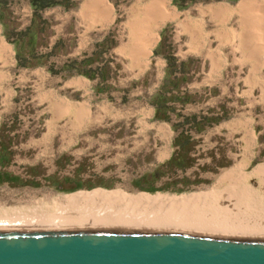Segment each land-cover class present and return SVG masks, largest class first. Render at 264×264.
<instances>
[{
	"label": "crops",
	"instance_id": "obj_1",
	"mask_svg": "<svg viewBox=\"0 0 264 264\" xmlns=\"http://www.w3.org/2000/svg\"><path fill=\"white\" fill-rule=\"evenodd\" d=\"M263 3L126 0L121 14L113 0H68L40 9L25 0L13 8L15 30L28 26L38 12L37 30L20 31L13 41L0 22V128L7 111H14L11 121L17 119L18 101L25 97L36 107L44 104L42 140L48 144L59 134L62 153L70 159L108 154L105 150L118 147V140H106L117 138L112 130L133 122L132 135L141 138L131 140V151L153 148L152 162L162 163L173 148V119L162 113L171 105L161 101L157 112L150 87L157 86L161 97L168 85H182L186 92L181 93L221 87L216 97L222 100H255L257 86L264 87ZM166 27L173 32L171 51L162 46ZM118 101L125 108L119 109ZM134 104L141 106L134 110ZM26 141L36 145L38 137L30 133ZM108 155L105 162L115 164L117 154Z\"/></svg>",
	"mask_w": 264,
	"mask_h": 264
},
{
	"label": "rangeland",
	"instance_id": "obj_2",
	"mask_svg": "<svg viewBox=\"0 0 264 264\" xmlns=\"http://www.w3.org/2000/svg\"><path fill=\"white\" fill-rule=\"evenodd\" d=\"M24 1L0 0V22L4 25L7 38L13 41L20 38V31L37 30L38 12L34 13L28 26L15 30L19 22L15 19L13 8ZM113 1L118 3V12L122 14L126 0ZM174 1L189 3L194 0ZM162 46L170 51L174 48L171 27H166L162 34ZM150 88V104L156 106L157 112L163 101L171 105L162 113L173 119V148L162 163L152 162L153 148L131 151V140L141 138L133 137L137 129L133 122L130 127L120 128L116 133L110 129L116 139L113 135L106 138L118 140L116 151L115 148L105 150L108 154H117L115 164L105 162V155H109L104 151L95 154L96 160L91 159L92 154L70 159L72 157L62 153L59 134L48 144L42 140L45 139L41 132L45 130L47 114L43 110L44 104L36 107L28 102V98L21 97L15 110L19 113L17 119L11 121L8 117L14 115V111H7L0 128V210L21 212L23 210L18 208L37 207L42 202H51L55 196L92 191L119 192L127 196L145 193L156 198L194 192L209 194L214 190L220 194L224 186H217V181L226 170L242 165L245 160L248 162L245 172L264 168V100L260 99L263 86H257L255 100L252 101H236L233 96L229 97V101L222 100L216 97L221 87L181 93L186 92L182 85L171 89L168 85L162 87L166 89L165 97L158 95L157 86ZM116 103L119 109L125 108L120 105L123 101ZM140 106L134 104L133 109ZM31 113H38L37 118ZM30 133L38 137L36 145L26 141ZM128 152L129 155L120 156ZM4 170L8 179L2 175ZM254 180L252 182L258 183L257 177Z\"/></svg>",
	"mask_w": 264,
	"mask_h": 264
},
{
	"label": "bare ground",
	"instance_id": "obj_3",
	"mask_svg": "<svg viewBox=\"0 0 264 264\" xmlns=\"http://www.w3.org/2000/svg\"><path fill=\"white\" fill-rule=\"evenodd\" d=\"M247 163L245 160L242 165H236L219 176L217 186H224L220 194L214 190L209 194L194 192L157 198L145 193L127 196L119 192L100 191L60 195L37 207L18 208L23 210L21 212L0 210V231L81 228L92 231H175L264 239V168L245 172ZM254 177H257L258 183L252 182Z\"/></svg>",
	"mask_w": 264,
	"mask_h": 264
},
{
	"label": "water",
	"instance_id": "obj_4",
	"mask_svg": "<svg viewBox=\"0 0 264 264\" xmlns=\"http://www.w3.org/2000/svg\"><path fill=\"white\" fill-rule=\"evenodd\" d=\"M0 264H264V239L175 231H0Z\"/></svg>",
	"mask_w": 264,
	"mask_h": 264
},
{
	"label": "trees",
	"instance_id": "obj_5",
	"mask_svg": "<svg viewBox=\"0 0 264 264\" xmlns=\"http://www.w3.org/2000/svg\"><path fill=\"white\" fill-rule=\"evenodd\" d=\"M195 1V0H194ZM31 4L33 5V7L35 9H40V8H45L47 6H51L53 4H56V3H61L62 1L60 0H30ZM190 3V2H189ZM180 6H184L185 4H188V3H178ZM2 175L5 176V179H8L7 177V172L4 170L2 171ZM1 174V173H0ZM145 191V190H144ZM154 194H158V193H154Z\"/></svg>",
	"mask_w": 264,
	"mask_h": 264
},
{
	"label": "built area",
	"instance_id": "obj_6",
	"mask_svg": "<svg viewBox=\"0 0 264 264\" xmlns=\"http://www.w3.org/2000/svg\"><path fill=\"white\" fill-rule=\"evenodd\" d=\"M17 6H19L18 4L17 5H15V7H17Z\"/></svg>",
	"mask_w": 264,
	"mask_h": 264
}]
</instances>
